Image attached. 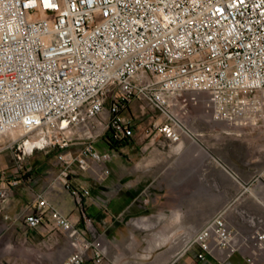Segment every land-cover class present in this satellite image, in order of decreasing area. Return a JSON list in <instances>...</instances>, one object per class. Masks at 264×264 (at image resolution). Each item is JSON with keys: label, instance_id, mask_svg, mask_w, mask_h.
Here are the masks:
<instances>
[{"label": "built area", "instance_id": "obj_1", "mask_svg": "<svg viewBox=\"0 0 264 264\" xmlns=\"http://www.w3.org/2000/svg\"><path fill=\"white\" fill-rule=\"evenodd\" d=\"M136 101L161 115L145 129L149 147L195 137L186 106L198 101L214 122L263 124L264 0H0V154L28 139L56 150L81 227L42 193L24 224L35 229L49 220L68 237L60 264H106V238L84 209L107 210L109 199L76 181L86 173L99 182L110 176L108 163L120 153L95 144L110 130L117 142L135 137L129 112ZM14 132L18 138L1 145ZM11 194L1 188L0 201ZM172 243L170 264L184 256L227 264L236 255L264 264V216L229 206Z\"/></svg>", "mask_w": 264, "mask_h": 264}, {"label": "crops", "instance_id": "obj_2", "mask_svg": "<svg viewBox=\"0 0 264 264\" xmlns=\"http://www.w3.org/2000/svg\"><path fill=\"white\" fill-rule=\"evenodd\" d=\"M13 139V134L6 135L1 139V145ZM32 140L18 142L0 154V189L12 188L10 198L0 201V248L5 245L1 241L2 237L7 235L11 250L5 260L8 264H60L70 252L68 237L49 220L38 228L29 229L24 224V218L36 211L34 198L37 193H42L57 210L79 227L82 211L62 185L60 174L51 169L46 171L49 165L44 161L32 169L37 174L32 176L29 184L33 194L25 195L24 188L15 192L19 181L11 179L10 174L18 170L23 157L30 158L43 148L39 146L40 143L31 146ZM140 141L123 148V157L117 156L108 163L111 174L105 180L99 182L91 175H82L76 181L90 188L93 194L109 199L107 210L86 205L87 214L92 216L106 238V264H170L177 249L172 243L173 237L183 230L202 227L229 206L264 216V185L261 176L256 173V162L251 156L249 160H243L240 167H236L240 173L247 175L244 178L240 176V179L226 171L215 158H211L208 163L212 164V171L216 173L209 178L214 188L206 185L207 179H203L201 188L195 192L191 156L175 158L169 164L164 158L126 157L128 151H144L147 148H141ZM187 148V138L184 136L172 149L176 152L186 150L187 154ZM97 149L104 150L101 145ZM57 171L60 172V169ZM195 196L200 197V200L196 202ZM195 202L198 203L197 210ZM151 217L153 223L148 222ZM228 218L233 225L240 226L236 216L230 214ZM134 219L136 222L131 223ZM150 229L156 232L148 234ZM36 252L41 254L40 260H37ZM234 258L227 264H236L237 257ZM180 263L200 264L191 256L182 257ZM85 264L95 262L89 258Z\"/></svg>", "mask_w": 264, "mask_h": 264}, {"label": "rangeland", "instance_id": "obj_3", "mask_svg": "<svg viewBox=\"0 0 264 264\" xmlns=\"http://www.w3.org/2000/svg\"><path fill=\"white\" fill-rule=\"evenodd\" d=\"M188 97H191V95H188ZM186 109L188 110V116L191 117L189 128L196 135L195 137L185 136L187 138L188 155L185 152L186 150H183V152H176L172 149L176 146L175 144L169 145L167 143L164 145L161 143L158 146L155 145L154 147H149L144 134L145 129L149 127L151 122L155 120L161 121V115L158 111L151 110L150 108L143 106L140 102H133L129 116L134 120L136 134L134 139H132L131 144L133 145L134 142L140 141L139 139H141L139 142L140 147L147 148L144 151H139L138 149L128 151L129 153H125V156L135 159L141 158L142 156L164 158L167 160V164L175 158L191 156L195 192L201 188L200 186L202 185L203 179H207V181H205L206 185L214 188V183L209 178L211 174L216 173L212 171V164L208 163V160L211 158L222 159L237 172L238 170L236 167L239 166L243 160H249V156H251L256 162V173L258 176H261V183L264 185V123L256 126H237L214 122L211 117V112L209 111V108L206 107L204 101H198L197 105L189 103V105L186 106ZM69 134H71V132H69ZM18 136V132L13 133L14 139L18 138ZM96 144H98V146H96ZM96 144V148H100V141ZM81 146L82 145L71 146L69 150L71 152H76ZM152 148H157V150H153ZM47 150L48 152H46L43 147L42 150L36 151L30 158H24L21 155L23 158L22 161L19 162L17 167L18 170L10 174L11 179L19 181V184L15 186V192L20 190V188H24L23 193H25V195L33 194V189L29 184H31L30 181L32 176H37V174H35L32 169H35L37 165L43 163L42 161L49 165L46 168V171L51 169L55 171L56 174H60V172L57 171L61 165L56 162V150L48 148ZM18 154H20V152ZM1 156L2 155H0V157ZM118 156L123 157L121 154ZM73 170L76 173H80L76 166L73 167ZM46 171L43 172L46 173ZM238 173L242 178L247 176L242 174V172L240 173L238 171ZM84 175L89 176L87 173ZM199 198L195 196V201L197 202V200H200ZM196 202L195 210H197L198 204ZM130 222L133 223L136 222V220L134 219ZM148 222L153 223V217H151ZM154 232H156L154 229L147 231L148 234H153ZM1 241L2 243H5V245L3 248H0V264H8L5 260L9 257L11 250L9 248L10 243H8L7 235H4ZM35 255L37 260H40L39 256L41 258V254L36 252ZM236 257V264H246L242 255H236ZM233 260H235V258H233Z\"/></svg>", "mask_w": 264, "mask_h": 264}, {"label": "trees", "instance_id": "obj_4", "mask_svg": "<svg viewBox=\"0 0 264 264\" xmlns=\"http://www.w3.org/2000/svg\"><path fill=\"white\" fill-rule=\"evenodd\" d=\"M99 141H100L101 146H103L104 149L115 148L121 154V150L129 146L131 144L132 139H126L123 142H117L112 137V131L110 130L106 132L105 135ZM84 211L86 212V207Z\"/></svg>", "mask_w": 264, "mask_h": 264}, {"label": "water", "instance_id": "obj_5", "mask_svg": "<svg viewBox=\"0 0 264 264\" xmlns=\"http://www.w3.org/2000/svg\"><path fill=\"white\" fill-rule=\"evenodd\" d=\"M25 141H29V139H28V140H25ZM32 143H34L35 146H38L39 143H40L41 145H39V146L44 147V145H45V140H44V139H40V140H38V141H33Z\"/></svg>", "mask_w": 264, "mask_h": 264}, {"label": "bare ground", "instance_id": "obj_6", "mask_svg": "<svg viewBox=\"0 0 264 264\" xmlns=\"http://www.w3.org/2000/svg\"><path fill=\"white\" fill-rule=\"evenodd\" d=\"M29 140H32V139H29ZM32 141H35V140H32ZM30 145H31V146H33V145H34V143H32V142H31V144H30Z\"/></svg>", "mask_w": 264, "mask_h": 264}]
</instances>
